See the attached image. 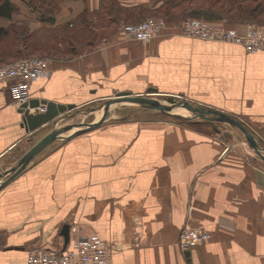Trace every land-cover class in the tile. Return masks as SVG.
<instances>
[{
    "label": "crops",
    "instance_id": "obj_1",
    "mask_svg": "<svg viewBox=\"0 0 264 264\" xmlns=\"http://www.w3.org/2000/svg\"><path fill=\"white\" fill-rule=\"evenodd\" d=\"M12 1L17 8L0 17L1 27L40 25L22 0ZM116 1L145 10L175 0ZM99 7L100 0H63L55 25L72 26L81 11ZM115 21L99 23L106 35L91 46L52 60L49 75L29 83L30 98L79 105L116 91L184 95L232 115L264 141V50L183 35L174 27L178 17L165 19L161 36L137 42L123 35L125 20ZM220 23L238 32L252 24ZM18 107L9 82L0 80L6 163L33 143ZM215 122L128 120L61 133L67 137L0 187V264H25L34 245L63 249L90 233L110 246L109 264H264V185L256 157L214 137ZM184 223L211 233L188 256L177 245ZM64 225L75 227L66 243Z\"/></svg>",
    "mask_w": 264,
    "mask_h": 264
},
{
    "label": "built area",
    "instance_id": "obj_2",
    "mask_svg": "<svg viewBox=\"0 0 264 264\" xmlns=\"http://www.w3.org/2000/svg\"><path fill=\"white\" fill-rule=\"evenodd\" d=\"M166 26L163 18L150 17L136 24H123L121 31L127 39L145 43L161 36ZM174 27L189 37L239 44L246 52L264 50V25L252 23L243 32H238L220 22L190 16ZM49 65L47 58L38 56H23L0 64V80L9 82V93L15 104L20 105L30 99L29 83L38 77L48 76ZM43 108L39 105L37 110ZM227 147L230 146L227 144ZM69 230L75 231V227H69ZM210 237L209 231L184 224L179 230L177 245L184 252ZM110 260V246L98 234L90 233L74 237L70 246L63 249L34 245L26 252L25 264H109Z\"/></svg>",
    "mask_w": 264,
    "mask_h": 264
},
{
    "label": "trees",
    "instance_id": "obj_3",
    "mask_svg": "<svg viewBox=\"0 0 264 264\" xmlns=\"http://www.w3.org/2000/svg\"><path fill=\"white\" fill-rule=\"evenodd\" d=\"M22 1L36 14L41 27L29 33L16 22L10 23L7 27L0 26V42L5 40L6 37L12 36L11 45L6 51L16 58L31 55L32 51L36 48L38 51L58 49L59 52L62 51L64 53L67 51L73 54L78 50H76V44L79 43L75 40L76 37L79 38L81 43L86 39L87 47L97 40L99 34L93 31V29L98 28L100 26L99 23L101 25L115 24L117 18L129 20L135 16L142 17L141 13L143 12L141 7H121L116 0H100L98 10L89 12L84 9L77 16L76 23L69 28L68 25H55V16L63 0ZM182 1L185 3L182 13L189 16L202 17L215 22L226 19L230 22H251L257 25H264V0H175L169 3H162L155 8V11H159V13L164 11L163 16L166 18H177L179 14H170V11L174 10ZM16 8L12 0H0V17L10 18ZM88 27L91 28L90 34L85 37L86 28ZM29 37L31 38V42L29 46H26L25 41ZM65 44L69 45V47L64 50ZM28 47L32 49L31 52L28 51ZM1 56L2 54H0V60L3 61ZM159 113L161 115L165 114ZM170 117H173L177 122L190 120L177 115H170Z\"/></svg>",
    "mask_w": 264,
    "mask_h": 264
},
{
    "label": "rangeland",
    "instance_id": "obj_4",
    "mask_svg": "<svg viewBox=\"0 0 264 264\" xmlns=\"http://www.w3.org/2000/svg\"><path fill=\"white\" fill-rule=\"evenodd\" d=\"M194 1H200V0H194ZM166 2L169 3V1H165L163 3H166ZM184 5H185V3H184V1H182L180 4H178L176 6V8L174 10L170 11V14H175V15L179 14L178 18H181L182 20L187 18V17H190L189 15L182 13V9L185 8ZM163 12L164 11H162V13H159V11H155V8H152V9L145 8V10H143L142 13L140 12L141 15H144L143 17L135 16L129 20H125L124 24H126V23L136 24V23H138V22H140L146 18H150V17H161L164 20L169 19V18H166L163 16ZM192 17H194V16H192ZM198 18L206 20L202 17H198ZM16 23H18V22H16ZM18 24H20L23 28H25L29 33L33 32L36 29H39L41 27V23L36 28H32L31 25L29 23H26V22L18 23ZM69 28H70V26H69ZM89 28L90 27L86 28V36L85 37H87L90 34L91 28L90 29ZM67 31H70V30H67ZM93 31H95L97 34H99V36L97 38H101V37L106 35V34H102L105 32V30L103 28H95V29H93ZM11 39H12V36H9V37H6L5 40H2V42H0V52H1L0 54H2L1 57L3 58V61L0 60V62H1L0 64L9 63V62L15 61V60L20 58V57L16 58V57L10 55L9 53H7V51H6L11 45L10 44ZM75 40L79 43V44H76V50L77 49L82 50V49L87 48L86 39L83 41V43H81V41L79 40L78 37H76ZM30 42H31V38L29 37L25 41L26 46H29ZM5 47H7V48L5 49ZM67 47H69V45L65 44L64 50ZM31 50L32 49H30L28 47V51L31 52ZM71 55H72V53H69L67 51L64 53L62 51L59 52L58 49H54L52 51H44V50L38 51L36 48L35 50L32 51L31 55H28V56H38V57L47 58L51 62L52 60H56L57 58L58 59L59 58L65 59L66 57L71 56ZM49 68H50V65H49ZM117 92H119V91L112 93L108 97H101V98L93 99L89 102H83L82 104L76 105L73 109L67 110L66 112H63V113L55 116L49 122L43 124L42 126L36 128L33 131H30L31 134H30V140L29 141L33 142L32 143V145H33L38 139H40L44 134H46L51 129L59 128V127H62L64 125L70 126L68 130L75 128V129H72L74 131L71 130L72 132L70 134L81 133L83 131L89 130V129L81 130L82 128L76 126V124L82 123L80 125H84V124L89 123V122H96L103 113L105 101L110 97H114L117 94ZM147 93L149 95H147ZM147 93L143 92V93H138V94L154 97V98L160 100L161 102H166L165 98L168 96L167 94H161L158 92H147ZM132 94H134V93H132ZM173 96L177 100L185 99V100L190 101L191 104H193V105H200V104L195 103L190 98H188L184 95L183 96L173 95ZM184 118H188V119H192V120L193 119H200V118L192 117V114H189V116L186 115V117H184ZM155 119L156 120L162 119V120L177 122L173 117H170V115H168V114L161 115V113H159V111H157V110H150V109H146V108L143 109L142 107H140L136 104H133V103H129V102L128 103L127 102H117V103H113L110 105L109 110L106 113L105 119L103 120V122L100 125L106 124L109 122L114 123V124L116 122L125 123L128 120L129 121L130 120H138V122L142 123L145 121L151 122ZM179 123H182V122H179ZM215 123L216 124H214V126H215L216 131L213 132L214 137H216L219 140L223 139L226 142V145L228 144V146H230V147H238V148H242V149H244V148L247 149V151L253 153V156L256 157L255 163L257 164V169L262 170L261 168L262 167L264 168V161L262 159H260L258 157V155L252 149H250V148L248 149V147L246 146L247 144L246 145L244 144L245 139H244V136L240 132L239 129H237L236 127L231 126L225 122H215ZM100 125H98V126H100ZM90 129H92V128H90ZM68 130H66L64 132L67 133ZM75 131H78V132H75ZM63 135L64 134H62L61 136H63ZM60 139L55 140V142L59 141ZM262 141L263 140H261V141L258 140L259 144L264 146V141L263 142ZM40 153H43V152H40ZM262 153L264 155V151ZM19 154L20 153L18 152L14 155V157H11L9 159L8 163H6L7 161H5V162L0 161V181H3L6 177H8V175H3V174L9 167L13 166L17 162V160L20 158ZM39 155L40 154L38 152L32 158V161L34 159H36V157ZM259 166H261V168H259ZM184 224L188 225L187 223H184ZM188 226H191V225H188ZM181 227H183V226H181Z\"/></svg>",
    "mask_w": 264,
    "mask_h": 264
},
{
    "label": "water",
    "instance_id": "obj_5",
    "mask_svg": "<svg viewBox=\"0 0 264 264\" xmlns=\"http://www.w3.org/2000/svg\"><path fill=\"white\" fill-rule=\"evenodd\" d=\"M165 100L166 102H161L160 100L151 96H145L142 94H132L129 91H119L114 97H110L105 101L103 113L96 122H89L84 125H80L82 123H77L76 126L82 128L81 130L97 127L105 119L106 113L110 105L117 102H129L136 104L142 108L157 110L168 115L186 117L185 115L172 113L171 111L174 107H184L189 113L192 114V117L194 118L206 119L211 122H225L239 129L240 132L243 134L248 147L252 149L258 155V157L264 161V155L262 153L264 151V146L259 144V142L254 137L253 133L249 131L247 127L237 118L214 108L205 107L202 105H193L190 101L185 99L177 100L173 95H168ZM39 105L45 106L44 112H38L37 107ZM75 106L76 105L73 103H60L53 100L30 98L28 101L21 103L17 111L21 115V126H23L25 131L30 132L49 122L55 116L66 112L67 110L73 109ZM30 110L33 111L31 112ZM69 127V125H64L59 128L51 129L40 139H38L28 150H26L20 156V158L13 166L9 167L4 172L3 175H8V177H6L3 181H0V186L5 184L18 173H20L25 168V166L32 160V158L43 148H45L57 139H64L65 137H67L60 136V134L68 130ZM255 173L257 181L261 185H264V171L257 169ZM68 231L69 225H64L63 229L61 230V233L65 236V243L68 241ZM184 255L188 256L189 250L184 251Z\"/></svg>",
    "mask_w": 264,
    "mask_h": 264
},
{
    "label": "bare ground",
    "instance_id": "obj_6",
    "mask_svg": "<svg viewBox=\"0 0 264 264\" xmlns=\"http://www.w3.org/2000/svg\"><path fill=\"white\" fill-rule=\"evenodd\" d=\"M141 22V21H140ZM146 96V95H145ZM128 103V102H127ZM144 109V108H143ZM42 110H44L45 111V106H44V108L42 109ZM109 110V109H108ZM43 111V112H44ZM172 113H177V114H180V115H188L189 116V114H191V113H189L184 107H174L172 110ZM71 133V132H70ZM70 133H68L67 134V136H69V134ZM244 142H245V140H244ZM247 144V143H246ZM247 147H248V145H247ZM249 149V148H248Z\"/></svg>",
    "mask_w": 264,
    "mask_h": 264
}]
</instances>
